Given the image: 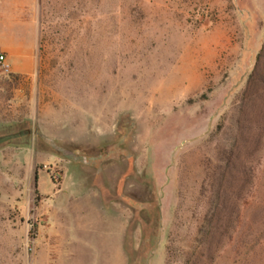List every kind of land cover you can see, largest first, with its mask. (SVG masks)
Instances as JSON below:
<instances>
[{"label":"rangeland","instance_id":"rangeland-1","mask_svg":"<svg viewBox=\"0 0 264 264\" xmlns=\"http://www.w3.org/2000/svg\"><path fill=\"white\" fill-rule=\"evenodd\" d=\"M1 56L0 264H264V0H0Z\"/></svg>","mask_w":264,"mask_h":264},{"label":"crops","instance_id":"crops-1","mask_svg":"<svg viewBox=\"0 0 264 264\" xmlns=\"http://www.w3.org/2000/svg\"><path fill=\"white\" fill-rule=\"evenodd\" d=\"M87 207H88V210H93L91 207H89V206H87L86 205V207H82L81 208V212H85L86 211V209H87ZM85 221H82L81 223H79V225L80 226H76L77 228H78V234H79V236H80V239H81V247L83 248V250L85 251V252H87V253H89L90 255H91V249L89 248L90 247V242L91 241H93V240H95L96 238H97V236H98V233L96 234L97 236H95V238L93 237V234L90 232H85L84 230L87 228V230L88 229H92V228H94V229H96V227H97V224L95 223V224H89V223H84ZM80 227V228H79ZM87 245V246H86Z\"/></svg>","mask_w":264,"mask_h":264},{"label":"water","instance_id":"water-1","mask_svg":"<svg viewBox=\"0 0 264 264\" xmlns=\"http://www.w3.org/2000/svg\"><path fill=\"white\" fill-rule=\"evenodd\" d=\"M55 149L59 152H61L64 156H66L69 159L75 160L77 161L79 158L77 156H75L72 152L64 150L62 148L59 147H55Z\"/></svg>","mask_w":264,"mask_h":264},{"label":"built area","instance_id":"built-area-1","mask_svg":"<svg viewBox=\"0 0 264 264\" xmlns=\"http://www.w3.org/2000/svg\"><path fill=\"white\" fill-rule=\"evenodd\" d=\"M0 60H1V61H4V57L1 56V57H0ZM4 69H5L6 72H9L10 67H9L8 65H5V66H4Z\"/></svg>","mask_w":264,"mask_h":264},{"label":"trees","instance_id":"trees-1","mask_svg":"<svg viewBox=\"0 0 264 264\" xmlns=\"http://www.w3.org/2000/svg\"><path fill=\"white\" fill-rule=\"evenodd\" d=\"M8 139H13V137H9V138H7L6 140H8ZM3 141H5V139H3Z\"/></svg>","mask_w":264,"mask_h":264}]
</instances>
